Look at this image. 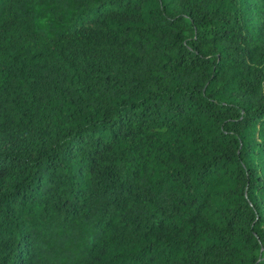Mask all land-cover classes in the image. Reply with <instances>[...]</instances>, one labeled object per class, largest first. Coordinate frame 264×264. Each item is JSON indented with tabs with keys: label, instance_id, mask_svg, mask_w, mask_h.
<instances>
[{
	"label": "trees",
	"instance_id": "16d2710c",
	"mask_svg": "<svg viewBox=\"0 0 264 264\" xmlns=\"http://www.w3.org/2000/svg\"><path fill=\"white\" fill-rule=\"evenodd\" d=\"M0 264H264V0H0Z\"/></svg>",
	"mask_w": 264,
	"mask_h": 264
}]
</instances>
